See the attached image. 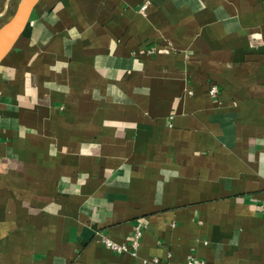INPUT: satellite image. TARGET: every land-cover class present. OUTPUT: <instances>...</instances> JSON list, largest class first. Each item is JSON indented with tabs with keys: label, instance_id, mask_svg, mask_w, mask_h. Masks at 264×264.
Returning a JSON list of instances; mask_svg holds the SVG:
<instances>
[{
	"label": "crops",
	"instance_id": "obj_1",
	"mask_svg": "<svg viewBox=\"0 0 264 264\" xmlns=\"http://www.w3.org/2000/svg\"><path fill=\"white\" fill-rule=\"evenodd\" d=\"M189 256L264 264V0H41L0 65V264Z\"/></svg>",
	"mask_w": 264,
	"mask_h": 264
},
{
	"label": "water",
	"instance_id": "obj_2",
	"mask_svg": "<svg viewBox=\"0 0 264 264\" xmlns=\"http://www.w3.org/2000/svg\"><path fill=\"white\" fill-rule=\"evenodd\" d=\"M13 0H5L0 18H3L9 10V5ZM41 0H18L17 8L5 24L0 27V65L11 53L20 37L25 32L32 13Z\"/></svg>",
	"mask_w": 264,
	"mask_h": 264
},
{
	"label": "built area",
	"instance_id": "obj_3",
	"mask_svg": "<svg viewBox=\"0 0 264 264\" xmlns=\"http://www.w3.org/2000/svg\"><path fill=\"white\" fill-rule=\"evenodd\" d=\"M145 10V7L142 8V11ZM209 93L212 96H218L220 94V88L218 85H212L209 89ZM143 223H138L135 227L134 233L132 235V238L130 239L129 243H118L115 242L107 237H103V243L112 249L117 254H125L128 253L134 257L138 255V250L140 246V241L142 238V231H143ZM145 262H148L146 260ZM152 262L154 264H160V259L154 258L152 259ZM188 264H204L203 262L198 261L195 257L189 256L188 257Z\"/></svg>",
	"mask_w": 264,
	"mask_h": 264
},
{
	"label": "rangeland",
	"instance_id": "obj_4",
	"mask_svg": "<svg viewBox=\"0 0 264 264\" xmlns=\"http://www.w3.org/2000/svg\"><path fill=\"white\" fill-rule=\"evenodd\" d=\"M2 1V2H1ZM0 1V11L3 8V0ZM18 5V0H13L9 5L8 13H13ZM4 22V18H0V25Z\"/></svg>",
	"mask_w": 264,
	"mask_h": 264
},
{
	"label": "trees",
	"instance_id": "obj_5",
	"mask_svg": "<svg viewBox=\"0 0 264 264\" xmlns=\"http://www.w3.org/2000/svg\"><path fill=\"white\" fill-rule=\"evenodd\" d=\"M1 1V0H0ZM2 2V1H1ZM4 3H5V0H3V7H4ZM17 8V7H16ZM2 10H3V8H2ZM1 10V11H2ZM16 10V9H15ZM0 11V12H1ZM15 12V11H14ZM14 12L13 13H7L3 18H4V22L0 25V27L3 25V24H5L8 20H10L11 19V17L13 16V14H14Z\"/></svg>",
	"mask_w": 264,
	"mask_h": 264
}]
</instances>
